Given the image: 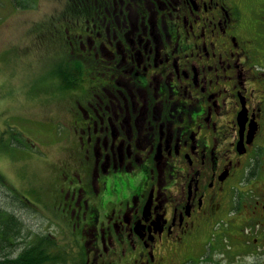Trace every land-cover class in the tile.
<instances>
[{
	"label": "flooded vegetation",
	"instance_id": "flooded-vegetation-1",
	"mask_svg": "<svg viewBox=\"0 0 264 264\" xmlns=\"http://www.w3.org/2000/svg\"><path fill=\"white\" fill-rule=\"evenodd\" d=\"M79 1L36 33L77 75L37 92L65 150L50 264H264V0Z\"/></svg>",
	"mask_w": 264,
	"mask_h": 264
},
{
	"label": "rangeland",
	"instance_id": "rangeland-1",
	"mask_svg": "<svg viewBox=\"0 0 264 264\" xmlns=\"http://www.w3.org/2000/svg\"><path fill=\"white\" fill-rule=\"evenodd\" d=\"M27 7L17 8L11 0H0V170L3 175L0 207L14 201L15 205L8 210L22 221L24 232L33 240H38L37 235H56L64 243L51 247L56 255L66 252L69 240L53 210L54 171L65 150L60 143L55 144V136L46 127L48 115L58 111H46L48 106L37 95V79L58 76L61 67L51 66L43 78L46 69L61 54L57 55L55 49L47 46V41L37 39L36 35L46 32L53 22L84 18L73 14L70 0H35ZM61 62L67 68L78 64L68 54ZM60 80L63 82L61 76ZM50 85L44 86L49 89ZM14 136L17 139L13 140ZM20 198L28 207L21 204Z\"/></svg>",
	"mask_w": 264,
	"mask_h": 264
},
{
	"label": "trees",
	"instance_id": "trees-1",
	"mask_svg": "<svg viewBox=\"0 0 264 264\" xmlns=\"http://www.w3.org/2000/svg\"><path fill=\"white\" fill-rule=\"evenodd\" d=\"M34 2L35 0H11V3L15 6L22 5L24 6L23 8H27V6ZM70 3L71 11H73L75 16L80 14L86 15V7L78 6V2L75 3V0H70ZM60 76L63 82H67L72 81L77 75L69 70H61ZM40 82L41 80L37 83L38 87L42 84ZM14 139H17V137L14 136ZM2 180L3 175L0 170V182ZM17 196L15 197L17 198ZM20 200L24 207H28L24 199L20 198ZM12 205H15L14 201H9L8 206L6 205L5 208L0 207V264H50L51 257L54 256L53 252H51L53 241L46 235H37L38 240H33L29 233L24 232L22 221L10 212L11 210H8Z\"/></svg>",
	"mask_w": 264,
	"mask_h": 264
}]
</instances>
